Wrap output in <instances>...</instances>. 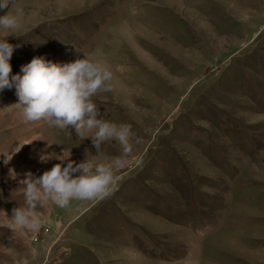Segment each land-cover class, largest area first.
Returning <instances> with one entry per match:
<instances>
[{"label": "rangeland", "instance_id": "rangeland-1", "mask_svg": "<svg viewBox=\"0 0 264 264\" xmlns=\"http://www.w3.org/2000/svg\"><path fill=\"white\" fill-rule=\"evenodd\" d=\"M9 3L0 16L23 13L0 28L11 74L87 52L113 73L93 97L101 116L133 136L108 197L49 200L39 232L14 231L27 172L123 149L110 140L97 153L74 129L25 122L15 87L0 91V154L24 144L0 157V264H264V0Z\"/></svg>", "mask_w": 264, "mask_h": 264}, {"label": "clouds", "instance_id": "clouds-1", "mask_svg": "<svg viewBox=\"0 0 264 264\" xmlns=\"http://www.w3.org/2000/svg\"><path fill=\"white\" fill-rule=\"evenodd\" d=\"M9 5V0H0V9H9ZM22 14L21 8L14 12L8 10L0 16V28L17 29ZM9 36L6 34L0 40V91L15 87L16 104L21 106L25 122L45 121L53 128L74 129L77 138H91L97 153L101 145L110 140L117 141L123 149L121 157L102 163H95V154L87 151L86 159L78 164L69 159L64 166L63 161L69 156L40 176L34 177L31 171L27 172L26 178L21 180L25 204L13 209L7 226L14 231L35 233L44 223L37 209L47 201L66 207L73 200L94 201L111 194L119 179L118 170L127 163L124 156L131 150L133 132L130 125L104 119L93 100L97 93L112 90L113 73L109 67L83 52L82 58L67 63L37 56L23 65L20 73L12 75L10 60L14 45L8 42ZM13 155L5 152L0 157L7 165ZM46 158L42 156L41 160ZM10 176L16 179L14 169H10Z\"/></svg>", "mask_w": 264, "mask_h": 264}]
</instances>
